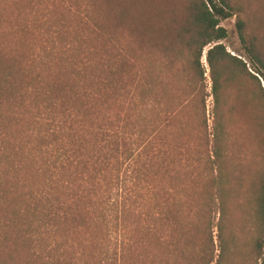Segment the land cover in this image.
Wrapping results in <instances>:
<instances>
[{
    "label": "rangeland",
    "instance_id": "rangeland-1",
    "mask_svg": "<svg viewBox=\"0 0 264 264\" xmlns=\"http://www.w3.org/2000/svg\"><path fill=\"white\" fill-rule=\"evenodd\" d=\"M32 1L37 0H0V57L4 59L0 63L12 61L23 48L33 46L31 50L39 52L47 44H54L52 39L55 44L82 45L84 54L90 57L85 61L93 67L82 83V112L94 108L101 111L97 115L104 114L102 124L109 129L107 133L115 130L112 136L126 137L125 142L121 138L115 141L126 143L127 148L126 154L118 158L123 162L120 174L117 161L111 168L95 166L93 176L101 190L107 188L106 193L103 198L100 191L94 199L91 195L82 206L81 217L91 227L99 220L100 210L106 209L99 203L116 200L120 214L115 210L111 220L109 255L118 250L122 253L118 263L128 264V253L122 251L128 239L122 216L125 200L139 190L132 208L140 213L139 207L145 204L142 197L159 186L153 184L147 189L150 176L160 174L164 177L161 186L171 188L170 193L178 195L181 206H210L208 194L216 199L212 206H219L223 200L228 209L227 229L239 251L223 264H264V248L262 255L257 250L261 233L254 209L264 177V94L258 81L240 65L221 70L222 88L217 100L213 90L216 72L208 60L212 46L204 49L198 66L195 50L181 38L192 0H44L40 2L44 9L38 14L49 21L46 25L43 21L38 32L30 31L27 21L34 15ZM91 2L93 13L89 19L82 8ZM232 2L238 13L222 22L229 31L223 42L232 55L244 57L251 73L259 75L245 55L236 23L239 17L245 20L248 34L256 38L264 55V0ZM51 12L65 21V25H57L60 33H56V26L50 29L55 25L50 20ZM136 74L149 100L143 101L141 95L134 109ZM143 132L145 135L138 138ZM103 138L104 144L108 137ZM136 138L140 140L134 144ZM144 147L146 152H140ZM216 151L220 152L218 169L213 163ZM163 161L167 168L162 170ZM220 170L225 183L221 198L217 188H212ZM13 181L12 177L8 181L10 189ZM95 188L99 190V186ZM70 197L63 196L62 200ZM14 205L0 200V264H69L64 254L66 245L79 242L71 235V222L67 225L65 219H60L50 230L42 228L31 219V206ZM65 207L55 206L62 209L58 211L62 216ZM214 219L217 222L219 215L215 213ZM20 225L25 226L27 234L35 233L37 241L31 242L19 232ZM214 239L216 264L220 252L217 227ZM78 251L76 247L74 257L79 258ZM88 263L95 264L90 259Z\"/></svg>",
    "mask_w": 264,
    "mask_h": 264
},
{
    "label": "trees",
    "instance_id": "trees-1",
    "mask_svg": "<svg viewBox=\"0 0 264 264\" xmlns=\"http://www.w3.org/2000/svg\"><path fill=\"white\" fill-rule=\"evenodd\" d=\"M41 1L44 0L31 2L34 15L31 18L28 16L30 31H40L41 23L44 21L46 25L49 21L42 17L43 14H38L44 9ZM90 5L93 3L82 8L89 19L90 13H93ZM237 13L232 0H192L188 22L181 33L183 43L195 50L198 66L204 49L212 46L208 51V60L216 72L213 90L218 101L222 88L221 70L235 69L240 65L258 81L264 94V55L257 47L256 38L248 34L245 20L238 18L237 30L246 50L245 55L253 62L259 75L251 73L244 57L232 55L223 42L228 39L229 31L222 26V22ZM57 17L51 12L50 20L55 25L50 29L56 26V33H60L57 25H65V21ZM51 41L54 44H47L39 52L36 48L31 50L33 46L23 48L12 61L0 63V200L8 205L15 202L14 206H31L30 217L42 228L48 227L50 230L60 219H65L67 225L71 222V235L79 238V242H75V246L74 243L66 245L64 254L69 264H89L88 259L94 260L95 264H120L118 258L122 253L120 255L117 250L109 255L108 248L111 220L115 210L118 212L116 200L111 203L106 199L105 203H99L106 209L100 210L99 220L91 227L83 220L81 213L87 198L93 195L94 199L100 192L103 198L106 193L107 188L101 190L100 182L93 176L95 166L111 168L116 166L114 162L117 161L120 174L123 162H119L118 158L127 151L126 143H120L125 142L126 137L112 136L115 130L107 133L109 129L106 130L102 124L104 114L97 115L101 111L94 108L87 113L82 112V83L93 68L92 64L88 65L89 61H85L90 57L88 53L84 54L82 45L55 44V40ZM0 59L4 60L3 55ZM136 82L132 93V102H136L134 109L141 95L143 101L149 100L148 94L142 93L141 79L137 74ZM145 132L138 138L143 137ZM103 137H108L104 144ZM118 138H121V142L115 143ZM139 140L134 139V144ZM146 150L147 147H144L140 152ZM213 163L217 169L221 168L219 151L214 154ZM160 167L162 170L167 168L164 161ZM11 177L14 179L13 189L8 187ZM149 181L147 189L159 184V191L156 187L155 191H148L146 198L142 197L145 204L139 207L141 212L137 213L132 208L138 201L133 197L139 195V190L135 188L136 194L126 199L128 204L125 200L122 211L127 223L124 229L128 235L127 243L122 244V251L124 249L128 253V264H213L217 251L214 239L216 227L220 251L216 264H223L229 257L237 256L239 251L233 234L227 229L228 209L223 200L219 206H212L216 205V199L208 194L210 206H181L178 195L170 193L171 188L166 185L161 186L163 175L150 176ZM224 184L220 170L212 181V188H217L219 198L223 196ZM95 185L99 186V190ZM168 193L169 197L166 198ZM70 195V198L62 200L63 196ZM69 199H73L74 203ZM257 205L254 206L255 219L261 233L257 250L262 255L264 177ZM55 206H66L63 209L65 215L62 216L58 212L62 209ZM215 213L216 217L219 215L217 222ZM68 214H72L71 218H67ZM20 227L19 232H23L31 242L37 241L35 233L29 235L25 232V226ZM76 247L79 248V258L74 257Z\"/></svg>",
    "mask_w": 264,
    "mask_h": 264
}]
</instances>
